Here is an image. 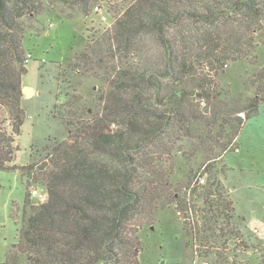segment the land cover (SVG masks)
<instances>
[{"label": "trees", "instance_id": "1", "mask_svg": "<svg viewBox=\"0 0 264 264\" xmlns=\"http://www.w3.org/2000/svg\"><path fill=\"white\" fill-rule=\"evenodd\" d=\"M132 1L69 66L101 82L98 98L72 95L57 112L68 138L56 141L41 161L19 166L26 20L37 19L47 5L87 11L95 0H0V171H20L27 180L13 249L28 264H139L137 228L178 201L185 185L173 180L179 155L188 160L203 154L204 164L220 158L264 102L257 93L246 107L233 108L223 98L229 91H219L211 76L220 77L229 62L258 64L264 2ZM256 76L264 81V70ZM33 184L45 189L41 204L30 201ZM214 186L203 187L211 199L208 217L193 228L201 245L219 242L215 230H227L214 229L217 212L226 208ZM232 230L240 240V230ZM235 259L220 253L216 264H247Z\"/></svg>", "mask_w": 264, "mask_h": 264}, {"label": "rangeland", "instance_id": "2", "mask_svg": "<svg viewBox=\"0 0 264 264\" xmlns=\"http://www.w3.org/2000/svg\"><path fill=\"white\" fill-rule=\"evenodd\" d=\"M132 2L95 0L87 11L79 5L66 3L54 7L47 5L37 19L26 20L24 47L28 71L22 77V86L30 87L33 94H24L22 100L26 121L19 138L21 151L16 164L27 166L41 161L56 141L68 138V128L57 112L69 105L72 95L83 96L89 102L98 98L103 89L101 82L93 75L85 77L73 73L69 66L87 43L112 29ZM97 6L100 11L96 10ZM255 38L257 44L260 39L258 35ZM259 46L255 52L258 64L229 62L225 71L219 72L220 77H215L214 72L211 74L219 91H229L223 98L233 108L246 107L257 93L264 97V81L256 76L264 70V45ZM239 115L245 118L246 112ZM245 121L233 148L220 158L204 164L203 154L190 155L188 160L179 155L173 180L185 185L178 192V201L157 212L153 222L137 228L139 264H216L220 253L226 254L230 262L236 258L237 262L261 264L264 248V102L258 113ZM190 148V144H186L185 150ZM199 175L205 177L206 183L191 190V184ZM26 182L20 171H0V264H28L26 257L13 249L19 239ZM214 183V190L218 189L217 193L226 201L223 213L217 212L221 217L214 229L227 230H215L216 234L222 235L219 242L201 245L198 238L193 237V228L197 224L203 226L208 217L210 205L206 202L210 203L211 199L206 200L203 187ZM33 190L44 192L45 189L36 184L30 187V201L37 204ZM178 210L183 213L188 210L185 217L190 219H181ZM234 228L240 230V240L233 233ZM243 246L248 250L245 251Z\"/></svg>", "mask_w": 264, "mask_h": 264}, {"label": "built area", "instance_id": "3", "mask_svg": "<svg viewBox=\"0 0 264 264\" xmlns=\"http://www.w3.org/2000/svg\"><path fill=\"white\" fill-rule=\"evenodd\" d=\"M96 10L97 11H100L101 8L100 6H97L96 7ZM206 183V180H205V177L203 175H199L197 176V178L194 180V182L191 184V190L197 186H202ZM190 192V191H189ZM33 193V197L37 200V204H41L45 198H46V193L45 191L44 192H41V191H37V190H33L32 191ZM188 214V210L185 211L183 213V211L181 210H178V215L180 216L181 219H183L184 221L185 220H189L190 218L189 217H185L186 215Z\"/></svg>", "mask_w": 264, "mask_h": 264}, {"label": "water", "instance_id": "4", "mask_svg": "<svg viewBox=\"0 0 264 264\" xmlns=\"http://www.w3.org/2000/svg\"><path fill=\"white\" fill-rule=\"evenodd\" d=\"M23 94L32 95L33 91L30 87H23Z\"/></svg>", "mask_w": 264, "mask_h": 264}]
</instances>
